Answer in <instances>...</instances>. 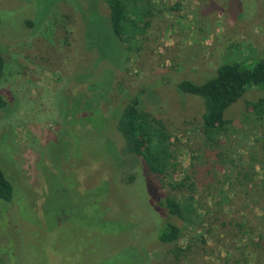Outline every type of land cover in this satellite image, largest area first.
Here are the masks:
<instances>
[{
  "label": "rangeland",
  "instance_id": "374dc122",
  "mask_svg": "<svg viewBox=\"0 0 264 264\" xmlns=\"http://www.w3.org/2000/svg\"><path fill=\"white\" fill-rule=\"evenodd\" d=\"M138 4L123 48L103 0H0V167L13 186L12 202L0 201V264H253L248 228L263 200L255 191L238 200L234 179L243 166L257 180L264 171V119L245 110L260 93L226 110L228 136L208 140L202 100L177 84L201 85L222 65L263 58L264 0ZM137 93L170 137L179 172L169 185L184 170L196 186L182 193L192 197V225L168 217L158 204L169 189L122 154L117 116ZM220 202L230 203L225 217ZM209 209L221 219L211 234ZM165 222L181 229L178 244L157 240Z\"/></svg>",
  "mask_w": 264,
  "mask_h": 264
},
{
  "label": "trees",
  "instance_id": "16d2710c",
  "mask_svg": "<svg viewBox=\"0 0 264 264\" xmlns=\"http://www.w3.org/2000/svg\"><path fill=\"white\" fill-rule=\"evenodd\" d=\"M103 2L109 11V24L113 35L124 48V36L130 34L128 32L131 30L135 19L138 18L140 13L138 3L141 0H103ZM130 9L132 19L128 17ZM27 24L30 25V23ZM4 72L5 61L0 53V82ZM177 89L183 94L199 97L202 100V131L208 140L228 136L227 130L230 122L225 120L224 114L249 90L259 92L260 97L255 102L245 103L246 114L253 115L258 120L264 119V57L257 60L252 66H246L241 62L222 65L217 68L215 77L205 83L197 85L190 81H181L177 84ZM139 95L142 93H137L128 98L124 107L118 112L115 131L122 141V154L141 159L148 174L158 182L161 188L169 189L164 199L158 204L160 208L165 210L168 217L192 225L198 219L197 213L193 209L192 197L188 198L182 193L184 191L193 193L196 186L192 182L190 174L184 170L181 172V177L174 179V184L169 185L168 177L179 172L178 165L170 151V137L160 120L151 117L150 114L141 109ZM6 105V101L0 97V110L6 108ZM255 174L253 166H243L236 172L234 181L237 182L238 188L243 190L242 196H238V200L241 198L242 201H250L249 194L252 191L259 193L263 200V204L257 202L255 205L256 224L248 228V231L254 236L248 242L249 248L251 247L250 253L254 256L253 264H264V171L260 180L255 178ZM172 190H174V194L171 192ZM12 200L13 186L0 167V201L10 203ZM230 203L232 204L231 201ZM230 203H227L228 207L221 202L214 204V207H218L219 213L222 214L220 217L226 216L224 214L225 208H228V211L231 210ZM237 204L238 212L241 213L240 202L238 201ZM212 209L206 210L205 215H203L206 219L210 217V225L207 226L206 230L207 234H211L213 227L218 226L216 220H221L217 217L214 219V216L209 213ZM233 223L225 220L223 226H230ZM235 226L239 230L243 229L242 235L245 234L247 228L244 225L236 222ZM181 237L182 231L179 227L165 222L159 230L157 240L163 245H173L178 244ZM171 252L176 261L181 257L180 248Z\"/></svg>",
  "mask_w": 264,
  "mask_h": 264
}]
</instances>
